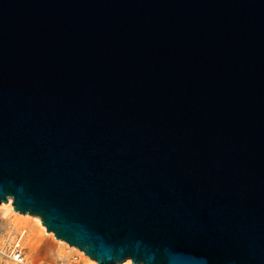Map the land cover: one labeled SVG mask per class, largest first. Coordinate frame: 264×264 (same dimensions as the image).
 Here are the masks:
<instances>
[{
  "label": "water",
  "instance_id": "1",
  "mask_svg": "<svg viewBox=\"0 0 264 264\" xmlns=\"http://www.w3.org/2000/svg\"><path fill=\"white\" fill-rule=\"evenodd\" d=\"M98 264H264V0H0V203Z\"/></svg>",
  "mask_w": 264,
  "mask_h": 264
},
{
  "label": "rangeland",
  "instance_id": "2",
  "mask_svg": "<svg viewBox=\"0 0 264 264\" xmlns=\"http://www.w3.org/2000/svg\"><path fill=\"white\" fill-rule=\"evenodd\" d=\"M25 215L0 203V246L22 248L31 263L53 264L61 260L64 264H95L77 248H69L66 242L48 234L51 232L46 233L34 216ZM0 264L16 263L0 255ZM125 264L131 263L128 261Z\"/></svg>",
  "mask_w": 264,
  "mask_h": 264
},
{
  "label": "built area",
  "instance_id": "3",
  "mask_svg": "<svg viewBox=\"0 0 264 264\" xmlns=\"http://www.w3.org/2000/svg\"><path fill=\"white\" fill-rule=\"evenodd\" d=\"M0 255L6 256L8 259L13 261L16 264H49V263H31L26 259V255L22 248L20 247H11V248H3L0 246ZM53 264H64L63 261H57Z\"/></svg>",
  "mask_w": 264,
  "mask_h": 264
},
{
  "label": "bare ground",
  "instance_id": "4",
  "mask_svg": "<svg viewBox=\"0 0 264 264\" xmlns=\"http://www.w3.org/2000/svg\"><path fill=\"white\" fill-rule=\"evenodd\" d=\"M4 204V206H7V208L9 209V210H12V211H14L13 210V208H12V205H11V201L9 200L8 202H6V203H3ZM25 215V214H24ZM28 215V214H27ZM26 216V215H25ZM34 219H36V221L38 222V224L44 229V231L46 230L45 229V227H44V225H42L41 224V221H40V218H38L37 216H34ZM46 232V231H45ZM47 233V232H46ZM48 234H53V233H48ZM62 241V240H61ZM63 242V241H62ZM67 246L69 247V248H76V247H74V246H70V245H68L67 244ZM79 250V249H78ZM81 253H83L81 250H79ZM92 260V259H91ZM130 262L131 264H133L131 261H130V259H126L125 261H123V262H121V263H118V264H125L126 262ZM92 262L93 263H95V264H98L96 261H94V260H92ZM139 264H141V263H139Z\"/></svg>",
  "mask_w": 264,
  "mask_h": 264
}]
</instances>
